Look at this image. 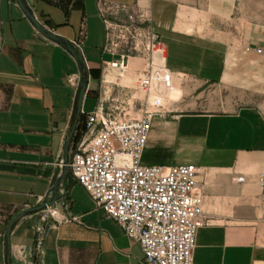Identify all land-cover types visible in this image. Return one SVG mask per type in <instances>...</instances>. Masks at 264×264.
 Segmentation results:
<instances>
[{"label":"crops","instance_id":"0c3cea01","mask_svg":"<svg viewBox=\"0 0 264 264\" xmlns=\"http://www.w3.org/2000/svg\"><path fill=\"white\" fill-rule=\"evenodd\" d=\"M21 1L24 7L18 0H0V264H144L139 245L95 206L66 168L86 134L88 116L100 103L105 107L99 87L126 75L105 67L114 58L104 51L101 1L139 8L151 17L149 28L159 38L154 55L163 52L162 65L173 75L176 109L154 118L143 163L200 169L209 224L198 232L194 264H264V112L254 106L212 112L198 100L200 90L223 83L251 88L233 85L246 83L245 75L233 62L230 68L227 58L262 64L255 47L247 59L230 53L227 37H212L189 17L187 31L178 20L180 6L170 0ZM211 9L230 20L235 0L212 2ZM248 40L249 47L264 49L263 40ZM73 42L83 50L88 73ZM107 55L113 59L103 60ZM141 61L129 60L128 78L135 77ZM255 72L264 82V66L249 68ZM178 78L193 82L195 90L182 91ZM190 97L198 99L184 100ZM193 103L197 110L184 111ZM42 200L57 209L66 203L58 222H44L33 211ZM39 229L44 231L41 258L35 250Z\"/></svg>","mask_w":264,"mask_h":264},{"label":"built area","instance_id":"2783aa9c","mask_svg":"<svg viewBox=\"0 0 264 264\" xmlns=\"http://www.w3.org/2000/svg\"><path fill=\"white\" fill-rule=\"evenodd\" d=\"M100 13L107 26L104 51L114 58L105 63L106 69L125 72L135 52L146 63L138 88L145 93L156 85L171 88L173 75L165 65L158 66L153 60L159 38L149 27L141 26L151 22L150 16L139 8L109 7L102 1ZM72 45L88 73L81 46L76 42ZM256 54L264 57V49L257 48ZM157 115L165 118L168 113L146 110L135 119L127 112L106 111L100 103L88 116L86 134L66 168L95 206L139 245L144 264H194L198 232L209 224L203 211L201 171L195 165L164 167L142 163ZM260 181L264 187V174ZM41 204L46 203L42 200ZM61 209L66 211V203ZM61 209L46 207L40 211L41 220L58 222ZM43 236L44 231L39 229L35 248L39 258L43 255Z\"/></svg>","mask_w":264,"mask_h":264},{"label":"rangeland","instance_id":"374dc122","mask_svg":"<svg viewBox=\"0 0 264 264\" xmlns=\"http://www.w3.org/2000/svg\"><path fill=\"white\" fill-rule=\"evenodd\" d=\"M175 2L180 6L178 13V20L180 24L187 31H191L190 26H185L187 17L191 19H196L200 23V30L207 31L212 37L225 40L226 37L232 49L230 53L236 54L237 56L250 57L248 50L252 47L257 49V46H250L247 44L248 41L252 39H260L264 42V0H235L236 9L233 14L232 19L228 20L225 18H220L214 14L213 9H211V3L221 0H170ZM136 10L135 16H138ZM123 20L125 19L121 17ZM151 21V17H150ZM151 22H147L141 25L143 28L150 27ZM234 23V25H232ZM213 26L216 28L213 29ZM227 31L230 35L227 36ZM233 33V34H231ZM155 51V49H154ZM230 55V54H229ZM132 58H137L142 60L141 69L134 71L135 77L128 78V72H123L122 80L113 79L114 83L108 84L103 83L98 89L99 99L101 98L105 101V110L113 109L116 114L120 112H127L128 116L131 118L138 119L142 116L143 112L146 110L152 113L158 112H169L176 109L177 103L175 104V88L173 87L168 94L159 95L153 90L149 93H145L138 88V79L142 76L145 69L146 63L144 62L142 56L137 53H131ZM264 59V57H262ZM113 58L109 55L103 57V60H112ZM98 62H101L99 58ZM241 57L228 56L227 62L231 68L233 65L239 67V72L245 75L246 83L241 81L234 83L233 85L242 87L250 86L249 89L242 88H232L226 84H219L214 87H207L202 89L201 98L184 99L185 101L195 102L197 99L200 104H206V109L212 112H232L240 107L254 106L260 108L264 112V82H262V77L258 73H249V68L252 70H258V67L264 66L262 64H254L255 61L252 58L247 59L248 62L244 63ZM259 65V66H258ZM245 66V67H244ZM244 67V68H243ZM249 67V68H248ZM262 68V67H261ZM131 72V71H130ZM122 73V72H119ZM117 75V74H116ZM226 78H224V81ZM182 91L185 90H195L196 85L193 82L178 78L176 79ZM232 85V84H231ZM179 101H183L181 96ZM95 102H89V105ZM157 104V105H155ZM201 109V108H200ZM197 110L195 103L191 106L184 108V111ZM143 163V159H142ZM144 164V163H143Z\"/></svg>","mask_w":264,"mask_h":264},{"label":"water","instance_id":"95a60500","mask_svg":"<svg viewBox=\"0 0 264 264\" xmlns=\"http://www.w3.org/2000/svg\"><path fill=\"white\" fill-rule=\"evenodd\" d=\"M18 1L20 3L21 7H24L22 1L21 0H18ZM26 12H27V15L33 20V22H34L37 30H42L41 25L36 20H34V18L30 15V13L28 11H26ZM125 64H127V61H125ZM86 89H87V85L84 84L83 85V88H82V91H81V94H80V107H79V111H80V108H81V103H82V100H83V97H84V94H85ZM73 134H74V132H73ZM73 134H72V136H73ZM53 205H54L53 202L52 203H46V204H43V205H41L40 207H38L36 209H33V211L34 212H40V211L46 209V207H52Z\"/></svg>","mask_w":264,"mask_h":264},{"label":"bare ground","instance_id":"6f19581e","mask_svg":"<svg viewBox=\"0 0 264 264\" xmlns=\"http://www.w3.org/2000/svg\"><path fill=\"white\" fill-rule=\"evenodd\" d=\"M157 46H158V45H157ZM157 46H156V47H157ZM156 47H155V48H156ZM155 48H154V49H155ZM153 56H154V59H153V60H154V63H155L156 65H158V66H163V65H162L163 56H164L163 52L157 50L156 53H155V55H154V53H153ZM127 69H128V68H127ZM109 72H110V71H109ZM172 86H173V79H172ZM170 89H172V87L169 88V89H167V88H164L163 86L156 85V86L153 87V92L156 91V93L159 94V95H165V94H168L167 91H169Z\"/></svg>","mask_w":264,"mask_h":264}]
</instances>
